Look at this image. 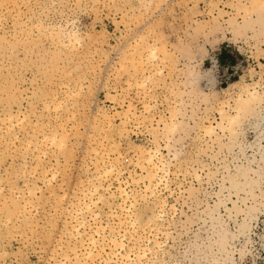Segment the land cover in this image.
<instances>
[{
    "label": "snow or ice",
    "instance_id": "1",
    "mask_svg": "<svg viewBox=\"0 0 264 264\" xmlns=\"http://www.w3.org/2000/svg\"><path fill=\"white\" fill-rule=\"evenodd\" d=\"M134 7L0 0V264H256L257 248L264 257V95L257 111L250 91L231 115L213 92L231 72L213 55L222 41L245 53L259 41L264 87V0L142 3L156 10L140 37L147 55L129 61L117 45L115 63L98 64L86 49L102 42L97 25L115 13L128 28ZM180 59L189 79L207 86L211 108L172 107L169 76ZM101 88L112 107L90 110ZM132 132L144 133L159 161L142 184L117 167L125 145L142 151ZM84 138L90 150L100 140L113 151L82 192L75 168Z\"/></svg>",
    "mask_w": 264,
    "mask_h": 264
},
{
    "label": "rangeland",
    "instance_id": "2",
    "mask_svg": "<svg viewBox=\"0 0 264 264\" xmlns=\"http://www.w3.org/2000/svg\"><path fill=\"white\" fill-rule=\"evenodd\" d=\"M7 2L15 3L16 0H7ZM101 2H103V0H101ZM121 2L135 6L134 8H130L127 12V16L130 17L128 20V28H125L123 24H120V26L117 27L115 13L112 14L111 18L109 15H105L100 24L96 27V32L102 33L100 36L102 42L97 45L95 41H92L90 45H86V49L88 47L91 48V54L95 55L96 62L99 64L101 61H103L104 65L109 68L111 67V64L115 63V60L113 59L115 56L113 49L117 45H122L121 54H126L129 61L133 59L139 60L140 51H143L145 55H147V41H141L140 37L147 35V26L156 10L144 9L141 11L139 5L142 3H158L160 0H121ZM165 2H171V0H165ZM177 2H179V0H177ZM185 2H187V0H185ZM199 2L203 4L204 0H199ZM94 18L95 17H93V19ZM165 35H167V33H165ZM138 44L141 45L139 51L137 49ZM97 47L100 49L98 54L96 51ZM159 47L162 48L163 45H159ZM210 47L211 45H209V48ZM244 47L247 49L246 53L236 50V46L234 44H230L227 41H222L213 53L218 61L221 59V57L228 61L229 67L231 68V72L224 76L222 80H218L217 86L213 89L214 94L219 98L217 101L218 105L225 108L226 114L235 115V109L237 108L238 104L241 107H243L245 104L241 98H245L250 91H255L258 94V98L260 95H264V87L261 86L260 79L262 57L259 50V41L253 40L251 42V47H249L248 44H245ZM210 62V59L205 58V60L201 61L199 66L195 67V71L198 72L201 68H203L205 63L210 64ZM178 65L179 69L171 73L169 76V85H174L177 93L176 96H171V94H169L173 101L172 107L175 108L177 105L183 107L187 105L189 106V114H191V105H195L197 110L211 108L212 105L204 102L203 100V97L208 94L205 91L207 86L202 81H193L189 79V77L186 75L187 65L184 59H180L178 61ZM106 78L107 77L105 75V79ZM229 89H232V94L225 95L229 92ZM85 91H87L86 88ZM96 97V102L88 105L90 110H99L105 108V106L112 107L111 100L107 98V94L103 88H101L100 91L96 93ZM167 103V101H162L161 107H166ZM253 107L257 111L259 110V99L254 102ZM83 108L84 102L82 101L81 111H83ZM53 115L55 114L53 113ZM219 115L220 113L217 111L215 116H213L212 121L208 122L207 127L212 128L215 123H218L217 118ZM69 130L73 131V136L75 137L76 132L71 128ZM220 135L223 136L224 133L221 132ZM128 138L133 144L141 148L142 151L139 155H137L136 152L128 153L127 146L125 145V152L121 153L123 156V161L118 164L117 167L123 168L125 173H129L130 171L131 177L139 180L142 184L145 173L141 169V166L145 167L147 171L152 167L151 166L148 168L146 163H144V160L150 156L154 157L153 160L155 159V147L148 146L149 142L145 138L143 132L140 134L132 132ZM73 143H76V141L73 140ZM117 143H119V140ZM82 144L83 152H80L81 145L79 143L76 144L79 159L76 162L75 179L80 182L82 186L81 191L83 192L84 190L89 189V181L93 178V176L98 174V169H104L105 163L108 162L107 154L108 152L113 151V149L110 146L106 148L104 142L100 140H96L92 143L91 150L89 149L88 140L86 138L83 139ZM97 151L100 153L98 158L96 156ZM150 152L152 155L149 154ZM164 154L166 156V150H164ZM85 156L88 157L86 163ZM158 163L159 161L153 164L157 166ZM69 179H72V177ZM125 180L127 182V175L125 176ZM21 186H23V181H21ZM120 187L121 185L119 183L115 185L116 189H119ZM74 188L75 184H73V189ZM66 218L69 220V227L71 228V217ZM258 235L259 230L257 232V239ZM205 236H207V232H205ZM203 242L204 241H201V243ZM35 252H40V249H35ZM45 255L50 257L51 253L47 252ZM33 258L37 262L40 259V257L36 255H34ZM255 260L256 264H264V257L260 255L259 248H257ZM53 264H55V261H53Z\"/></svg>",
    "mask_w": 264,
    "mask_h": 264
},
{
    "label": "bare ground",
    "instance_id": "3",
    "mask_svg": "<svg viewBox=\"0 0 264 264\" xmlns=\"http://www.w3.org/2000/svg\"><path fill=\"white\" fill-rule=\"evenodd\" d=\"M251 92L256 93L255 91H251ZM256 95H257V100H258V94L256 93ZM251 99H252V98H251V96H250L249 94H248L245 98H241V100H242L243 102H247V101H249V100H251ZM257 100H256V101H257ZM153 158H154V157L150 156L149 158H147L146 160H144V161H145L144 163H146V165L148 166V168L152 166L151 168H149L148 171L145 169V167L141 166V169H142L143 172L145 173V177L148 176L149 172L155 174L156 171H157V166H155V164H153V162H152V161H153ZM153 165H154V166H153Z\"/></svg>",
    "mask_w": 264,
    "mask_h": 264
}]
</instances>
